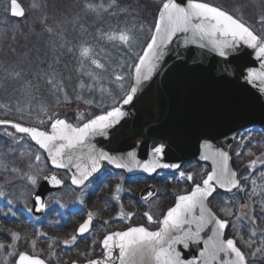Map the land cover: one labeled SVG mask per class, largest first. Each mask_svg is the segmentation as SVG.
Here are the masks:
<instances>
[{
  "label": "rangeland",
  "instance_id": "1",
  "mask_svg": "<svg viewBox=\"0 0 264 264\" xmlns=\"http://www.w3.org/2000/svg\"><path fill=\"white\" fill-rule=\"evenodd\" d=\"M6 2V9L10 10V0ZM26 14L30 17L39 18L40 0H24ZM51 10L48 29H36L34 19L25 21V24L14 26L13 29L22 36H17L19 44H27L34 39L47 36L48 43L52 46L54 60L46 65L45 80L25 93V104L7 105L0 102V119H10L26 125H33L40 128H47L51 122L58 117H66L75 125H80L99 112L118 104L128 93L132 83V72L135 63L141 54L145 44L151 37L156 18L162 0H51ZM122 1L123 6H120ZM218 5L234 15L240 16L253 28L258 29L264 35V24L260 18L264 16V0H203ZM38 7H32L33 4ZM26 4V5H25ZM92 4L95 10L89 9L86 5ZM252 10V15L248 12ZM43 16V15H42ZM43 17H46L43 16ZM3 19V18H2ZM0 24H4L3 20ZM51 19V20H50ZM45 20V19H44ZM38 24V23H37ZM5 25V24H4ZM124 30L132 37V48L110 43L105 33ZM33 35H29V34ZM42 34V35H41ZM32 36V38H31ZM82 47L92 49V59L105 65L104 69H98L91 63L90 59H84L80 55ZM18 50V49H17ZM17 53L20 55L26 51L24 46ZM116 76H122L123 80L117 81ZM53 81V85L48 80ZM83 85V87H82ZM45 87H49L47 90ZM41 88L46 90V98L38 94ZM238 139L242 146L248 140L253 141L257 151L252 160L246 162L248 170L245 173L246 186L243 190H236L229 195H222L214 199L219 207V215L230 221V235L237 244L245 251L251 264H264V130L259 127H251L243 130ZM36 155L40 160L36 161ZM252 161H256L252 166ZM48 170V164L44 153L23 134L18 133L11 127L0 126V212L9 218H15L19 209L27 218L35 223L41 219L32 216L31 195L37 188L39 179ZM209 171V167H202L194 162L182 167L172 175L156 174L152 180L145 182L138 191L152 183L156 185V192L148 200L137 198L141 202L142 212L127 218L129 213L127 207L138 204L132 201V195L126 194L128 181L133 183L137 179H130L122 173L106 170L98 178L96 183L88 185L83 190L60 193H53L49 196V211L58 214V218L64 216L66 219L68 210L71 215L83 213L88 216L91 213L96 218V229L106 224H115L117 217L123 212L125 220L133 217L144 220L148 225L156 223L149 222L144 215L148 212L153 220H158L175 201L177 193L183 191V182L194 183L196 179L202 180ZM191 174L193 179L187 180L180 176ZM29 177L35 178L37 184L33 185ZM103 182H100V181ZM199 181V182H200ZM179 182V183H178ZM181 185V188L166 187ZM101 186L103 192L94 196L92 190ZM120 189L117 192V189ZM138 193V192H137ZM127 195V196H125ZM119 197L117 199L116 197ZM94 198L96 200H94ZM88 199V200H87ZM243 199V201H242ZM240 200L236 206L235 203ZM83 201V203H81ZM216 211V210H215ZM217 212V211H216ZM231 213V214H229ZM2 215V214H1ZM70 215V214H69ZM53 217H51V220ZM42 221L48 222L49 217ZM72 221L73 218H72ZM32 225V222H31ZM35 226H31L33 230ZM6 231L4 239H0V264H12L14 259L23 248L21 235L14 239L11 232ZM255 233V235H253ZM16 234V233H15ZM91 233L89 236L94 237ZM42 236V235H41ZM39 236V238L41 237ZM100 237H98L99 239ZM43 238H41L42 240ZM31 241V239H30ZM69 239L56 241L57 246H66ZM35 242V241H34ZM32 246L35 248V245ZM257 249L261 251L257 252Z\"/></svg>",
  "mask_w": 264,
  "mask_h": 264
},
{
  "label": "water",
  "instance_id": "2",
  "mask_svg": "<svg viewBox=\"0 0 264 264\" xmlns=\"http://www.w3.org/2000/svg\"><path fill=\"white\" fill-rule=\"evenodd\" d=\"M17 2L26 15L23 4L19 0ZM177 2H180V0H177ZM186 4L187 0H183L182 6H186ZM209 4L217 6L212 3ZM10 15L16 18L25 16H13L11 3ZM186 37L191 39V33H177L173 37L172 42L164 49L162 58L157 62V67L150 78L142 81L139 86H137L135 79V66L139 62L137 59L130 86V88L137 87V92L130 103L124 104L122 100L115 106L120 108L124 116L120 118L118 123H114L106 129V134L90 135L83 145H77L74 149H65V155L61 162L66 167H57L53 164L52 158L46 149L41 148L31 138L30 134L21 133L14 127V125H20L26 128H37L39 131L51 134V126L56 119H62L74 127H80L75 126L66 117L54 119L48 130L3 119H0V126L12 127L18 133L27 135L34 144L46 153L52 167L68 170L72 177L74 175L79 177L80 172L83 171L89 172L90 174L83 184L99 173L104 163L117 171H125L130 175L145 174L153 176L161 170L174 172L184 163L198 160L211 166V171L204 178L206 179L207 175L217 168V164L212 159L205 160L203 157L220 150L228 153L230 157L228 166L237 174L236 179L241 185L238 171L232 162L231 147L241 130L253 126L264 128V85L258 82L249 83L245 79L249 69L261 70L264 60L258 59L256 50L251 49L242 42H239L234 50L226 49L228 54L221 57L219 50L208 39L201 40L197 37L195 43L186 44ZM150 41L151 37L140 55H143ZM113 108L98 115L106 114ZM153 142H159V144L153 147ZM205 143L211 145L212 149H205ZM161 144L165 146L164 154L154 153L153 149ZM101 154H106L109 159H101ZM94 162L97 170L91 171ZM146 164L150 167L155 166V170L146 171L143 167ZM165 164L179 165V167H162ZM77 165H79V168L76 167ZM117 165L123 166L117 167ZM53 176L61 183L56 184L51 179ZM203 180L198 184L203 186ZM63 185L64 182L58 174L51 173L45 176L39 191L33 195V211L39 214L44 213L47 206V193L62 188ZM196 185L188 193L182 195L190 194ZM219 190L230 193L237 190V188L228 191L227 188H221L217 184L216 191L212 196ZM144 193V199H148L150 197L149 193H155V187H148ZM37 195L40 196L39 202L36 200ZM212 196L207 198L205 204L217 218L222 219L210 205ZM178 197L175 204L178 202ZM40 203L44 204L43 208L40 207ZM162 219L163 217L160 220ZM211 227L212 225H209L208 229H205L208 235H211L209 231ZM228 228L223 230V239H234L233 237H226ZM157 230L159 228L150 231ZM203 235L204 233H202ZM118 242V238H114V241L110 242L114 245L110 264H120L118 259L119 248L115 246ZM177 247L183 249L182 245ZM237 247L239 246L237 245ZM200 248H202V245L190 244L188 249H183V254L187 259L195 258L198 256ZM103 249V254L93 259L100 261L101 264H104L108 256V250L104 247ZM241 251L244 253L242 249ZM223 258L228 260L234 258V256H224ZM18 261L19 257L15 264H18ZM89 261L82 264H89ZM44 264L47 263L44 261Z\"/></svg>",
  "mask_w": 264,
  "mask_h": 264
},
{
  "label": "snow or ice",
  "instance_id": "3",
  "mask_svg": "<svg viewBox=\"0 0 264 264\" xmlns=\"http://www.w3.org/2000/svg\"><path fill=\"white\" fill-rule=\"evenodd\" d=\"M183 0H162L159 8L158 16L154 25V34L148 43L143 55L138 57V64L135 66L136 84L139 86L142 81L148 80L153 71L157 67V62L162 58L164 49L173 40L177 33H191L192 38H185V43H195L197 37L199 39H208L219 50V55L225 57L228 53L226 49H235L239 42L247 45L251 49L256 50L258 59L264 60V36L257 34L251 27L246 25L240 16L229 13L221 7L213 6L202 0H187L186 6ZM32 7H38L35 3ZM87 8L95 10L94 5L88 4ZM11 13L13 16L23 17L24 10L20 7L17 0H11ZM264 24V16L260 18ZM51 31V29H48ZM106 39L113 44L124 45L131 50L133 37L124 30L114 31L104 34ZM203 46V45H202ZM80 55L84 59H90L91 63L98 69H104L105 65L99 63L96 59H92V49L90 47H82ZM247 82L264 85V64L261 70L249 69L245 77ZM117 81L123 80L122 76H116ZM50 85L53 84L51 79L48 80ZM83 87V85H82ZM137 87H131L129 92L125 94L124 104H128L133 100ZM124 113L119 107H114L111 111L103 115H98L94 119L89 120L80 127H74L65 120L56 119L52 124L51 134L39 131L37 128H26L20 125H14L21 133L30 134L31 138L48 151L52 158V163L57 167H66L61 162L65 155V149H74L77 145H83L90 135L106 134L105 130L110 128L114 123H118ZM59 142V143H57ZM205 149L211 150L212 146L205 143ZM154 153L163 155L165 146L163 144L153 149ZM239 155V153H237ZM101 159H109L106 154H101ZM205 160L212 159L217 164L207 178L203 180V186L197 184L194 190L188 195L178 197V202L174 207L168 209L162 220H153L150 213L145 212L147 220L158 225L157 231H150L144 226L130 227L127 231L113 233L107 235L102 241L103 247L108 250L107 259L104 264H110L112 261L114 238H118L119 248L118 259L120 264H247L245 254L237 247L234 239H223V230L229 227V221L219 219L206 206L205 201L216 191V185L221 188H227L231 191L233 188H240V183L236 179V173L228 166L230 159L227 152L216 150L211 155H205ZM36 161L40 160V156L36 155ZM264 163V161H262ZM256 161H252L254 167ZM123 165H117L122 167ZM79 168V165L76 166ZM146 171H154L155 166H143ZM162 167H179V165H162ZM95 162L91 171H96ZM90 173L87 171L80 172L79 177L73 176L72 183L76 185L83 184ZM264 175V171L261 172ZM182 178L192 180L191 174L185 176L180 173ZM33 185L37 184L35 178L29 177ZM56 184L61 181L56 177H51ZM120 189H117L119 192ZM3 195V193H0ZM149 196L153 193H149ZM119 199V197H116ZM36 200L40 201V196H36ZM83 203V201H81ZM43 208L44 204L40 203ZM231 214V213H229ZM134 213H127V218H131ZM121 216L125 214L122 212ZM93 215L89 213L88 220L82 224L78 230L80 235L89 232ZM211 235L205 232L208 226ZM202 233L204 235L202 236ZM255 235V233H253ZM14 239H19L17 234H13ZM76 236L71 241L65 243L76 242ZM190 244L202 245L198 250V256L192 259L185 258L183 249H188ZM178 245H182L183 249H178ZM4 245L0 244V248ZM261 251L257 249V252ZM229 256L232 259L225 260L223 257ZM18 264H44V261L27 255L20 254ZM89 264H101L98 260H90Z\"/></svg>",
  "mask_w": 264,
  "mask_h": 264
},
{
  "label": "flooded vegetation",
  "instance_id": "4",
  "mask_svg": "<svg viewBox=\"0 0 264 264\" xmlns=\"http://www.w3.org/2000/svg\"><path fill=\"white\" fill-rule=\"evenodd\" d=\"M80 125H76V126H80ZM25 136L30 140V138L27 135ZM31 143L33 144L32 141ZM157 144L159 143L153 142L152 145L154 147ZM38 149L44 153L46 164H48L47 172L44 173V175L39 179L37 188L34 190V192L31 195L32 216L36 217L37 219H41L40 222L35 223L31 221L19 209H17L18 214L16 215L15 218H9L8 216L4 215V212L3 213L0 212V239H4L3 237L6 236V231L9 229H12L11 232L20 234L22 241L24 240L26 241V244L22 242V244H24L23 248L21 249L17 257L14 259L12 264H15V261L20 256V254H24V253H26L27 255L33 256V257H38L44 260L47 264H73V263L82 264L86 261L93 260L99 257L103 253L102 241L109 234L120 232V231H125L133 226H144L150 230H155L159 227L158 224H156L155 227L154 226L152 227L146 223L147 221L145 222L144 220H139L134 217L131 220L130 219L125 220L122 216H120V217H117L115 224H113V219H112L111 224H106V226L103 225L102 227L96 229V218L93 216L89 232L83 235H80L78 230L80 226L88 220L89 215L84 216L83 214L84 212L83 213L76 212L71 215L70 210H68V214H67V216H69L68 219H66L67 217L65 218L64 216H62L58 218L59 222L56 223V219L54 221V218H57L58 214L56 212L49 211V196L53 193H60L66 190L67 192H71V191L73 192V191H78V190L81 191L85 189L88 185L90 184L93 185L94 183H96L97 180H99L98 178L103 174L104 171L110 170L113 173L114 172L122 173L125 176L129 177L130 179H137L133 183L128 181L127 182L128 187H126L125 189L126 194L128 193L129 195H132V198H133L132 201L137 202V200L140 201L137 198V195H139L140 199L142 200H148L151 196L155 194L154 193L153 195H151L148 199H144L143 197L145 194L144 192L148 187L154 186L156 189L155 183L154 184L149 183L151 185L144 186L139 192L137 190L138 186L140 189L143 183L139 181L138 179H143L145 180V182H148L149 180H152V178H154L155 176H147L145 174L129 175L124 171H117L113 169L111 166H109L107 163H104L102 170L98 174L91 177L84 184L75 185L72 183V179H71L72 174L68 170L56 169L52 167L49 159L46 156V153L42 149L40 148ZM51 173L58 174L63 180L64 185L62 188L51 190L47 193L46 195V205L47 206H46V210L44 213L42 214L35 213L33 211V206H34L33 195L39 191L44 177ZM174 173L162 171V172H159L158 174L172 175ZM100 182H103V181L101 180ZM102 189L103 188L98 185L92 190V193H94V196H96L97 194H101L103 192ZM0 190H1V185H0ZM181 194H183V192L176 194L175 201L177 197ZM94 200L96 199L94 198ZM175 201L173 202V204L175 203ZM137 203L138 204L134 203V205L132 206V209L127 207L126 210H128L129 213H134V215L140 214V210L142 212L141 202H137ZM173 204L171 206H173ZM171 206L167 207L166 211ZM162 216L158 220H160ZM45 217H49L48 222L42 221V219ZM51 217H53L52 220H51ZM72 218L74 221H72ZM31 222H32V225H31ZM31 226H35L33 230L31 229ZM91 233L94 234L93 235L94 237L89 236ZM39 236L41 237L39 238ZM73 236H76L77 238L74 244L67 243L66 246H62V245L57 246L56 241L61 240L63 238L64 239L68 238L70 242ZM98 237L100 238L98 239ZM41 238L43 239L41 240ZM32 243L33 245H35V248L32 246ZM249 264L251 263L249 262Z\"/></svg>",
  "mask_w": 264,
  "mask_h": 264
},
{
  "label": "trees",
  "instance_id": "5",
  "mask_svg": "<svg viewBox=\"0 0 264 264\" xmlns=\"http://www.w3.org/2000/svg\"><path fill=\"white\" fill-rule=\"evenodd\" d=\"M24 4V0H19ZM11 3V0H10ZM52 3L51 0H40V14L42 15L39 18H32L30 17L29 13L26 14L24 18H16L12 17L6 9V2L0 1V20L2 19L5 23L0 24V102L5 103L7 105H15L25 104L27 100H25V93L27 90L31 89V86H37L39 83H42L45 80V68L46 65L49 64L52 60H54V52L50 43H48V38L45 36L44 38H38L35 35L34 39L27 44H19L17 41V36H22L17 33L12 27L13 25L16 26L19 24H25V21H31L34 19L36 29H49L48 25H50L49 18L51 10H53L50 6ZM26 5V4H25ZM120 6H123L122 1H120ZM249 10V14L252 15V10ZM45 19V20H44ZM51 20V19H50ZM38 23V24H37ZM255 29V28H254ZM256 31L261 35L264 36L258 29ZM33 35V34H29ZM42 35V34H41ZM32 38V36H31ZM24 46L26 51L22 54H18V51H21V47ZM18 49V50H17ZM47 90H50L49 87H45ZM43 100H49L46 98V90L41 88L38 90ZM7 119V118H4ZM256 148L253 146V141L248 140L245 142V145L242 146L239 139L234 143L231 153L233 157V165L235 169L239 173V177L241 179V187L246 186V179L245 173L248 170L246 162L252 160V156L255 155L257 152ZM239 153V155H237ZM199 166H203L204 164L195 161ZM190 164V163H188ZM185 164L184 166L188 165ZM207 166V165H205ZM200 180L196 179L194 183L199 182ZM179 183V182H178ZM194 183H187L183 182V191L187 192L191 189ZM173 188H181V185H173V187L167 186V191ZM232 194V193H231ZM222 195H229V193L224 192H217L213 198L211 199L212 207L217 211L219 215V207L216 206L217 204L214 202V199L222 196ZM243 201V199H242ZM240 200H238L234 206L238 205ZM237 207V206H236ZM222 216V215H221ZM223 217V216H222ZM228 219L227 217H224ZM230 230H228L227 235H230ZM240 245V243L238 242Z\"/></svg>",
  "mask_w": 264,
  "mask_h": 264
}]
</instances>
